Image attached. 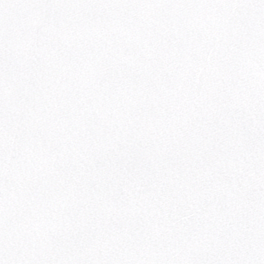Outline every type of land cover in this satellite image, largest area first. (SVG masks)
Segmentation results:
<instances>
[{"label": "snow or ice", "instance_id": "snow-or-ice-1", "mask_svg": "<svg viewBox=\"0 0 264 264\" xmlns=\"http://www.w3.org/2000/svg\"><path fill=\"white\" fill-rule=\"evenodd\" d=\"M0 264H264V0H0Z\"/></svg>", "mask_w": 264, "mask_h": 264}]
</instances>
